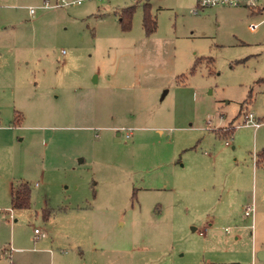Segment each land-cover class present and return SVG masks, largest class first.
Here are the masks:
<instances>
[{"label": "rangeland", "instance_id": "1", "mask_svg": "<svg viewBox=\"0 0 264 264\" xmlns=\"http://www.w3.org/2000/svg\"><path fill=\"white\" fill-rule=\"evenodd\" d=\"M75 1L0 0V264H264V12Z\"/></svg>", "mask_w": 264, "mask_h": 264}, {"label": "trees", "instance_id": "2", "mask_svg": "<svg viewBox=\"0 0 264 264\" xmlns=\"http://www.w3.org/2000/svg\"><path fill=\"white\" fill-rule=\"evenodd\" d=\"M134 11V5H127L119 11V23L123 30H129L131 26V18ZM142 26L146 34H150L155 30L156 22L151 16L147 7L144 8ZM193 69V68H192ZM234 129L231 126L229 133ZM218 132V131H217ZM221 134V132H219ZM228 132H223L226 135ZM264 154V152H263ZM30 205V187L26 182H20L15 188H11V206L16 209L27 208Z\"/></svg>", "mask_w": 264, "mask_h": 264}, {"label": "built area", "instance_id": "3", "mask_svg": "<svg viewBox=\"0 0 264 264\" xmlns=\"http://www.w3.org/2000/svg\"><path fill=\"white\" fill-rule=\"evenodd\" d=\"M83 0H76V3H81ZM220 5H227V6H240V7H246L250 9L252 12L256 13H263L264 12V0H197V5L194 11H197L200 8L203 7H211V6H220ZM30 13H33V8L29 9ZM259 23H250L248 28L250 30H255L258 27ZM252 114L249 113L246 115V119L244 124H247L249 121H251ZM253 125H257V123H253ZM129 136V134H127ZM254 207L253 206H247L244 210V214L246 216L253 214ZM34 233L37 234L38 230L35 229ZM200 233H203V231H200Z\"/></svg>", "mask_w": 264, "mask_h": 264}, {"label": "crops", "instance_id": "4", "mask_svg": "<svg viewBox=\"0 0 264 264\" xmlns=\"http://www.w3.org/2000/svg\"><path fill=\"white\" fill-rule=\"evenodd\" d=\"M205 226H206V224H204V226H203L204 228L201 231H203L202 234H205L206 235L207 234V229L205 228ZM254 251H255V249H254ZM225 263L226 264H242V262L240 260H237V259L228 260Z\"/></svg>", "mask_w": 264, "mask_h": 264}, {"label": "water", "instance_id": "5", "mask_svg": "<svg viewBox=\"0 0 264 264\" xmlns=\"http://www.w3.org/2000/svg\"><path fill=\"white\" fill-rule=\"evenodd\" d=\"M119 133L117 132V135H118Z\"/></svg>", "mask_w": 264, "mask_h": 264}]
</instances>
